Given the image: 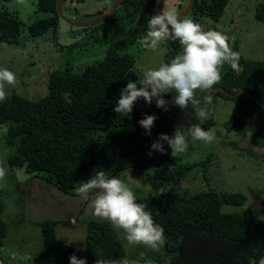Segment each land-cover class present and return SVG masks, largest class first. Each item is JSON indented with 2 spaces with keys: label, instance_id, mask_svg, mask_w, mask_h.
Wrapping results in <instances>:
<instances>
[{
  "label": "trees",
  "instance_id": "trees-1",
  "mask_svg": "<svg viewBox=\"0 0 264 264\" xmlns=\"http://www.w3.org/2000/svg\"><path fill=\"white\" fill-rule=\"evenodd\" d=\"M228 1L195 0L187 17L198 23L203 19L217 22ZM154 4L155 0H122L109 20L85 29L91 39L106 48L102 60L78 71L68 68L52 71L47 81V94L38 100L12 93L0 103L6 164L9 168H24L26 173L38 175L42 184L53 186L64 194H73L77 182L93 176L97 167L105 170L109 177L126 171H145V178L170 186L159 194L152 212L154 221L164 228L166 243L160 253H145L134 260L142 264L148 261L164 264L166 259L168 264H259V259L264 257V220L250 211H221L224 205L243 206L246 203L243 193L209 189L182 195L173 189L192 168L200 166L205 172L211 156L188 166L181 162L179 154L170 156L166 145L165 154L153 151L149 156L150 144L160 133L172 134V126L163 117V110L156 108L154 102L146 105L142 99L134 102L128 116L112 110L119 90L132 80L126 76L134 66L135 57L126 49L139 43V37L146 32L147 21L156 14ZM102 11H97L93 17ZM36 13L45 16L34 19L27 26L28 37L38 38L51 30L50 40L57 50L74 48L57 43L55 30L59 18L55 0H37ZM254 17L264 23V0L256 5ZM20 35V22L1 11L0 42L17 45ZM167 44L168 51L160 63L170 61L180 51L178 42L170 40ZM230 47L238 52L236 42ZM239 63L243 68L239 74L224 64L221 81L212 87L228 92L240 87L264 101V62L240 56ZM218 99L234 104V112L222 123L223 131L219 136L226 139L228 134L234 133L264 148V108L244 95L230 98L221 93L197 90L195 103H189L185 110L195 114L204 108L208 116ZM143 114L157 117L150 135H146L137 123ZM213 126L211 117L202 124L205 130ZM231 145L236 143L231 142ZM248 153L253 155L251 150ZM3 209L0 200V249L7 234ZM57 224L53 220L36 224L42 250L33 257L35 264H68L73 254L85 258L87 264L98 261L125 264L126 250L111 226L86 220L84 241L78 248L58 238Z\"/></svg>",
  "mask_w": 264,
  "mask_h": 264
},
{
  "label": "rangeland",
  "instance_id": "rangeland-1",
  "mask_svg": "<svg viewBox=\"0 0 264 264\" xmlns=\"http://www.w3.org/2000/svg\"><path fill=\"white\" fill-rule=\"evenodd\" d=\"M36 1L0 0V12H8L21 25L17 45L0 42V67L16 74L18 83L14 86L6 85L10 94L15 93L28 100H38L47 94V81L52 71L65 68L78 71L85 65L102 60L106 50L89 37L88 30L71 27L61 20L55 30L57 43L64 47L74 46L72 50H57L50 40L51 30L38 38L28 37L27 26L34 19L45 16L36 13ZM111 1L65 0L63 7L70 19L89 21ZM183 1L185 0H167L164 10H178ZM261 1L229 0L217 22L203 19L200 24L204 30L222 31L229 37V44L236 42L242 58L264 62V23L254 17L255 7ZM162 48L163 51H152L143 48L140 43L128 47L126 52L135 57V63L126 78L136 80L145 69L158 66L168 51L167 41ZM165 100L169 102L168 111H163L162 114L172 126V132L177 126L186 129L191 124L198 123L195 114L172 106L171 98ZM233 112L232 101L218 99L216 107L200 121L202 127L205 119H213L214 126L211 129L215 140L211 144L192 142L188 150L179 155L181 162L188 166H194L210 155L208 168L205 172H202L200 166L192 168L173 189L182 195L209 189L243 193L246 196L243 206L224 205L221 211H250L264 220V148L254 145L248 138L241 139L234 133L228 134L226 139L219 136L223 131L222 123ZM4 132L5 129L1 128L0 166L6 168L7 175L0 180V200L4 206L2 217L7 234L0 249V264H35L33 257L42 250L36 224L42 220L58 222L55 228L58 238L67 245L78 248H81L84 241L86 220H97L111 226L126 250V262L129 264H142L134 258L162 251L161 247L152 249L143 244L129 245L124 239L123 230L93 216L91 196L84 203L85 200L80 199L75 191L73 194L61 193L53 186L42 184L38 175L28 174L24 168H9L6 164L7 152L2 144ZM231 142L236 145H231ZM249 150L253 151V155L248 153ZM145 176V171H126L116 175L128 183L139 200L145 201L151 212H154L157 197L164 190L170 189V186ZM164 264H168L167 259Z\"/></svg>",
  "mask_w": 264,
  "mask_h": 264
},
{
  "label": "clouds",
  "instance_id": "clouds-1",
  "mask_svg": "<svg viewBox=\"0 0 264 264\" xmlns=\"http://www.w3.org/2000/svg\"><path fill=\"white\" fill-rule=\"evenodd\" d=\"M170 40L178 42L180 51L170 61L145 69L139 77L134 73L137 79L128 80L119 90L113 112L128 116L134 102L141 99L146 105L154 101L156 108L168 111L169 102L164 97L169 94H172L171 105L185 110L189 103H195L197 90L205 92L221 81L224 64L227 63L236 74L243 70L239 63L240 54L232 50L226 34L215 29L204 30L200 23L190 17H182L175 8L153 15L147 21L146 32L139 37L140 45L152 51H163L162 45ZM17 83L14 72L0 67V103L10 95L6 85ZM206 116L207 110L200 108L195 113L198 123L186 129L177 126L171 135L160 133L150 144L148 155L153 151L165 154V145L170 150V156L174 157L187 151L192 142L211 144L215 140L213 130H205L200 124ZM156 119L155 115L143 114L137 123L146 135H150ZM6 175V168L0 166V180ZM77 185L75 192L80 199L89 200L92 197L93 216L123 230L129 245L143 244L157 249L166 243L164 228L154 221L146 202H141L124 180L109 177L105 170L97 167L93 176L77 182ZM68 264H87V260L73 254L69 256ZM97 264L106 262L98 261ZM259 264H264V257L259 259Z\"/></svg>",
  "mask_w": 264,
  "mask_h": 264
},
{
  "label": "water",
  "instance_id": "water-1",
  "mask_svg": "<svg viewBox=\"0 0 264 264\" xmlns=\"http://www.w3.org/2000/svg\"><path fill=\"white\" fill-rule=\"evenodd\" d=\"M63 1L64 0H55V11H56V14L59 20H61L62 22H64L65 24L71 27L82 28V29L93 28L109 20L115 14L116 10L118 9V7L120 6L122 2V0H112L111 3L101 13L96 15L92 20L78 22V21H74L70 19L65 14L64 7H63V4H64ZM165 1L166 0H155L154 7H155L156 13L160 12L161 10H164ZM194 3H195V0H185L183 7L180 10H178L180 15L182 17L187 16L193 9ZM207 92L211 94L221 93L224 96L230 97V98H235L239 95H244L247 98H250L251 100H253L255 104L259 106L260 108H264V101L262 99L252 94L248 90L240 88V87L233 88L230 92L226 91L225 89L221 87H211V89L207 90Z\"/></svg>",
  "mask_w": 264,
  "mask_h": 264
},
{
  "label": "flooded vegetation",
  "instance_id": "flooded-vegetation-1",
  "mask_svg": "<svg viewBox=\"0 0 264 264\" xmlns=\"http://www.w3.org/2000/svg\"><path fill=\"white\" fill-rule=\"evenodd\" d=\"M166 1H167V0H166ZM166 1H165V2H166ZM184 2H185V1H183V4L178 8V10H180V9L183 7ZM178 10H177V11H178Z\"/></svg>",
  "mask_w": 264,
  "mask_h": 264
},
{
  "label": "crops",
  "instance_id": "crops-1",
  "mask_svg": "<svg viewBox=\"0 0 264 264\" xmlns=\"http://www.w3.org/2000/svg\"><path fill=\"white\" fill-rule=\"evenodd\" d=\"M125 264H129V263H127V262L125 261Z\"/></svg>",
  "mask_w": 264,
  "mask_h": 264
}]
</instances>
